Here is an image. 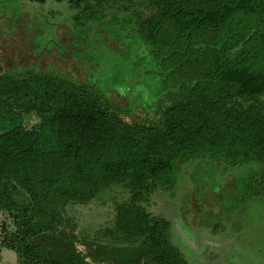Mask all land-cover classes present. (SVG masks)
<instances>
[{
  "label": "trees",
  "instance_id": "obj_1",
  "mask_svg": "<svg viewBox=\"0 0 264 264\" xmlns=\"http://www.w3.org/2000/svg\"><path fill=\"white\" fill-rule=\"evenodd\" d=\"M64 1L86 79L53 60L23 73L0 63V110L41 119L0 132V214L13 224L0 218V244L25 264H189L172 220L148 209L161 189L176 191L173 173L220 161L240 215L253 200L264 209V0ZM45 3L0 0V34L27 15L36 54L64 53L55 4ZM48 123L56 142L47 147ZM113 188L122 198L110 220L77 251L69 210Z\"/></svg>",
  "mask_w": 264,
  "mask_h": 264
},
{
  "label": "rangeland",
  "instance_id": "obj_2",
  "mask_svg": "<svg viewBox=\"0 0 264 264\" xmlns=\"http://www.w3.org/2000/svg\"><path fill=\"white\" fill-rule=\"evenodd\" d=\"M54 4L53 20L56 23L59 42L66 44V51L62 54L44 51L37 55L30 41L32 27L23 30V25L30 21L26 15L20 19L16 30H8L0 34V63L4 70L17 73L33 68L45 70L49 61L53 60L61 72L86 79L85 72L76 61V56L72 55L77 45L71 41L72 36H68L74 30L70 19L72 10L64 0H46L43 9H52L48 6ZM2 26H4L3 22L0 23V28ZM42 29L46 34L45 37L49 36L51 26L46 25ZM105 40L111 46L114 45V41L108 38ZM41 42L47 49L53 45L46 39H42ZM100 67L98 69L102 77L107 75L109 71L106 64L101 63ZM111 96L117 104H127L116 92ZM22 110L21 107L16 106H12L10 110L7 108L0 110V132L18 123L27 127L40 125L41 119L36 113H25ZM133 114L138 116L139 111ZM123 118L128 119L125 116ZM42 130H44V145L53 146L56 142L53 126L48 123ZM221 167L220 161L205 160L192 161L190 167L184 165V168L177 171L178 173L175 175L173 173L176 179L173 190L176 191L161 189V193L151 196L148 209L154 214L160 213L172 220L173 239L176 236L174 242L180 245L189 264H264V234L260 232V229H264V209L260 211L259 204L253 200L247 206L246 216L240 215L241 212L236 207L237 195L232 188L231 175H224ZM232 194L234 199L231 198ZM119 198H122L120 190L113 188L102 192L86 204H76L71 207L69 215L73 224L66 229V236L73 241L77 251L86 252L85 238L92 237L96 229L110 220L113 205ZM0 218L7 220L6 224L9 228H13L9 218L5 216L3 218L2 214ZM175 220H178L187 234L194 238L197 245L195 249L180 238ZM87 260L89 264L99 262L90 258ZM0 264L25 263L18 258L16 252L0 244Z\"/></svg>",
  "mask_w": 264,
  "mask_h": 264
},
{
  "label": "water",
  "instance_id": "obj_3",
  "mask_svg": "<svg viewBox=\"0 0 264 264\" xmlns=\"http://www.w3.org/2000/svg\"><path fill=\"white\" fill-rule=\"evenodd\" d=\"M175 227L177 229V231L179 232L180 238H182V240L189 245L192 248H196V241L194 240L193 237H191V235L187 234V232L182 228V226L179 224L178 220H175Z\"/></svg>",
  "mask_w": 264,
  "mask_h": 264
},
{
  "label": "flooded vegetation",
  "instance_id": "obj_4",
  "mask_svg": "<svg viewBox=\"0 0 264 264\" xmlns=\"http://www.w3.org/2000/svg\"><path fill=\"white\" fill-rule=\"evenodd\" d=\"M53 23V22H52ZM55 23V22H54ZM56 24V23H55ZM197 243H199V241H197Z\"/></svg>",
  "mask_w": 264,
  "mask_h": 264
}]
</instances>
